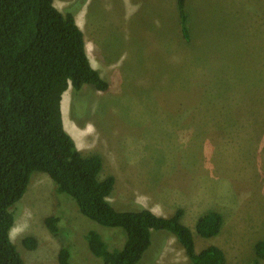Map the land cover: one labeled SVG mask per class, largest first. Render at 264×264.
<instances>
[{
  "label": "rangeland",
  "instance_id": "rangeland-1",
  "mask_svg": "<svg viewBox=\"0 0 264 264\" xmlns=\"http://www.w3.org/2000/svg\"><path fill=\"white\" fill-rule=\"evenodd\" d=\"M54 6L74 13L91 62L109 85L106 92L85 85L75 94L69 87L62 115L79 152L102 159L99 179L114 177L108 201L163 217L181 209L196 251L214 245L226 264H254L264 240V0H185L189 42L180 34L176 0ZM210 210L223 226L205 239L195 222ZM12 211L10 238L24 264H59L62 248L69 264H103L86 234L99 233L109 249L125 240L122 229L82 216L41 172ZM51 217L54 232L46 224ZM28 238L33 249L24 246ZM138 264L190 263L177 239L159 231Z\"/></svg>",
  "mask_w": 264,
  "mask_h": 264
},
{
  "label": "trees",
  "instance_id": "trees-1",
  "mask_svg": "<svg viewBox=\"0 0 264 264\" xmlns=\"http://www.w3.org/2000/svg\"><path fill=\"white\" fill-rule=\"evenodd\" d=\"M176 8L180 34L189 42L185 0H176ZM85 85L98 92L109 88L89 62L74 13H61L54 0H0V264H24L10 238L12 208L34 172L46 174L82 216L125 232L123 244L114 249L99 233L86 234L90 253L103 264H138L152 244V233L159 231L177 239L190 264H226L217 246L196 251L191 230L181 222V209L163 217L142 206L118 210L108 201L114 177L99 179L102 159L83 156L62 122L63 95L69 87L75 94ZM46 224L55 231L54 218ZM222 226L221 214L210 210L197 218L195 231L209 239ZM23 243L29 249L35 246L29 238ZM255 253L258 264L264 260V240L256 244ZM58 262L69 264L66 249H60Z\"/></svg>",
  "mask_w": 264,
  "mask_h": 264
},
{
  "label": "bare ground",
  "instance_id": "bare-ground-1",
  "mask_svg": "<svg viewBox=\"0 0 264 264\" xmlns=\"http://www.w3.org/2000/svg\"><path fill=\"white\" fill-rule=\"evenodd\" d=\"M66 93V92H65ZM61 109H62V115H63V106L65 105V94L63 95V99H62V102H61ZM63 122V121H62ZM66 132L69 134L70 132H68V130H66ZM70 136L72 137V139H74L75 141L79 138H76L75 136H73L71 133H70ZM83 138V137H82ZM80 140H83V139H80ZM85 140V139H84Z\"/></svg>",
  "mask_w": 264,
  "mask_h": 264
},
{
  "label": "crops",
  "instance_id": "crops-1",
  "mask_svg": "<svg viewBox=\"0 0 264 264\" xmlns=\"http://www.w3.org/2000/svg\"><path fill=\"white\" fill-rule=\"evenodd\" d=\"M83 37H84V36H83ZM85 51H86V55H87V57H88V59H89V62H90V64H91V66H92L94 69H96V70L98 71V69L95 68V67L93 66V63L91 62L92 57H90V55H89V53L87 52L86 48H85ZM92 61H94V60H92ZM98 73H100V72L98 71ZM100 76H101V73H100Z\"/></svg>",
  "mask_w": 264,
  "mask_h": 264
}]
</instances>
